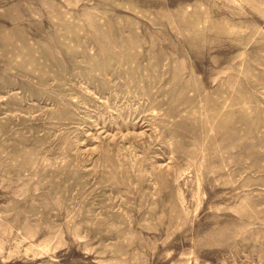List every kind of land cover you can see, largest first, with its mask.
Here are the masks:
<instances>
[{
	"label": "rangeland",
	"instance_id": "1",
	"mask_svg": "<svg viewBox=\"0 0 264 264\" xmlns=\"http://www.w3.org/2000/svg\"><path fill=\"white\" fill-rule=\"evenodd\" d=\"M0 264H264V0H0Z\"/></svg>",
	"mask_w": 264,
	"mask_h": 264
}]
</instances>
